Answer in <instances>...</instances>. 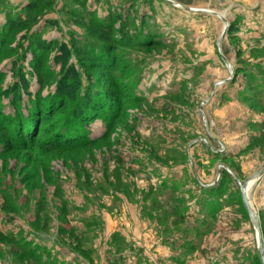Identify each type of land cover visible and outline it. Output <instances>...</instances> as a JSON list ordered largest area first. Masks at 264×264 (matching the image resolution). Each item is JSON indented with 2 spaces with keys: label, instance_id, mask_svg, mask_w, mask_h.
I'll return each instance as SVG.
<instances>
[{
  "label": "rangeland",
  "instance_id": "obj_1",
  "mask_svg": "<svg viewBox=\"0 0 264 264\" xmlns=\"http://www.w3.org/2000/svg\"><path fill=\"white\" fill-rule=\"evenodd\" d=\"M263 166L264 0H0V264H261Z\"/></svg>",
  "mask_w": 264,
  "mask_h": 264
},
{
  "label": "water",
  "instance_id": "obj_2",
  "mask_svg": "<svg viewBox=\"0 0 264 264\" xmlns=\"http://www.w3.org/2000/svg\"><path fill=\"white\" fill-rule=\"evenodd\" d=\"M226 29H227V26L225 27L224 32ZM263 177H264V166L261 167L260 169H258L245 182H243L242 184H239L241 199H242L244 209H245L246 214H247L248 218L250 219V221L254 227L255 233H256L257 255H258V258H259V261L261 264H264V252H263L261 229H260L259 220H258V217L256 215V212L254 211V209L252 208V206L250 204L248 192H249V189L252 186V184L255 183L256 181L260 180Z\"/></svg>",
  "mask_w": 264,
  "mask_h": 264
}]
</instances>
